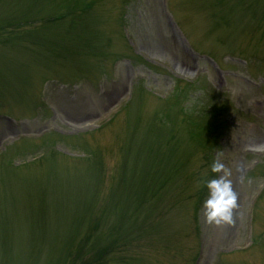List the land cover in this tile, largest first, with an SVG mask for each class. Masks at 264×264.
<instances>
[{
	"label": "rangeland",
	"instance_id": "rangeland-1",
	"mask_svg": "<svg viewBox=\"0 0 264 264\" xmlns=\"http://www.w3.org/2000/svg\"><path fill=\"white\" fill-rule=\"evenodd\" d=\"M263 61L264 0H0V264H193L202 244L200 264H264V197L246 214L264 159L244 173L264 143ZM187 94L232 105L226 133L188 121ZM224 170L237 206L217 225L205 183Z\"/></svg>",
	"mask_w": 264,
	"mask_h": 264
},
{
	"label": "clouds",
	"instance_id": "clouds-1",
	"mask_svg": "<svg viewBox=\"0 0 264 264\" xmlns=\"http://www.w3.org/2000/svg\"><path fill=\"white\" fill-rule=\"evenodd\" d=\"M224 169V165L219 161H214L211 166L213 173H219ZM229 173L224 170V174L217 178L207 181L209 196L204 201L205 216L208 223L232 222V211L237 206V197L233 191L231 181L227 179Z\"/></svg>",
	"mask_w": 264,
	"mask_h": 264
},
{
	"label": "bare ground",
	"instance_id": "bare-ground-1",
	"mask_svg": "<svg viewBox=\"0 0 264 264\" xmlns=\"http://www.w3.org/2000/svg\"><path fill=\"white\" fill-rule=\"evenodd\" d=\"M129 105H130V104H129ZM129 105H128V106H129ZM258 168H259V167H258ZM258 168H257V169H258ZM263 197H264V196H263ZM263 197H262V198H263ZM262 198H261V200H262ZM261 200H260V201H261ZM259 203H260V202H259Z\"/></svg>",
	"mask_w": 264,
	"mask_h": 264
}]
</instances>
